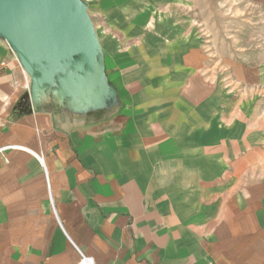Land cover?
Segmentation results:
<instances>
[{
  "label": "crops",
  "instance_id": "crops-1",
  "mask_svg": "<svg viewBox=\"0 0 264 264\" xmlns=\"http://www.w3.org/2000/svg\"><path fill=\"white\" fill-rule=\"evenodd\" d=\"M84 1L114 107L32 94L0 40V264H79L74 246L95 264H264V128L184 0Z\"/></svg>",
  "mask_w": 264,
  "mask_h": 264
},
{
  "label": "water",
  "instance_id": "water-1",
  "mask_svg": "<svg viewBox=\"0 0 264 264\" xmlns=\"http://www.w3.org/2000/svg\"><path fill=\"white\" fill-rule=\"evenodd\" d=\"M0 40L31 79L32 94L52 91L79 112L118 104L84 0H0ZM31 111V93L23 97Z\"/></svg>",
  "mask_w": 264,
  "mask_h": 264
},
{
  "label": "rangeland",
  "instance_id": "rangeland-1",
  "mask_svg": "<svg viewBox=\"0 0 264 264\" xmlns=\"http://www.w3.org/2000/svg\"><path fill=\"white\" fill-rule=\"evenodd\" d=\"M182 6L208 65L218 74H234L236 91L245 93L248 122L264 128V0H184ZM129 8L135 10L132 4ZM243 110L235 121H245Z\"/></svg>",
  "mask_w": 264,
  "mask_h": 264
},
{
  "label": "built area",
  "instance_id": "built-area-1",
  "mask_svg": "<svg viewBox=\"0 0 264 264\" xmlns=\"http://www.w3.org/2000/svg\"><path fill=\"white\" fill-rule=\"evenodd\" d=\"M14 148H20V147H14ZM5 149L0 150V152L4 151ZM48 182V179H47ZM48 188H49V182H48ZM78 254L80 255V262L79 264H95L94 259L91 257H88L85 255L79 248L74 246Z\"/></svg>",
  "mask_w": 264,
  "mask_h": 264
}]
</instances>
